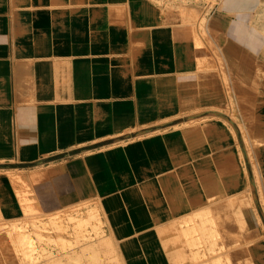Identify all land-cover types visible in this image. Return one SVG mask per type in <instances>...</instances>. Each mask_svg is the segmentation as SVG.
Listing matches in <instances>:
<instances>
[{
	"label": "crops",
	"instance_id": "1",
	"mask_svg": "<svg viewBox=\"0 0 264 264\" xmlns=\"http://www.w3.org/2000/svg\"><path fill=\"white\" fill-rule=\"evenodd\" d=\"M156 10L154 0H0L1 218L23 214L13 171L33 212L92 201L121 264H168L158 230L196 209L189 197L183 208L186 172L220 165L217 128L207 123L204 138L184 118L206 116L219 89L199 74L189 29Z\"/></svg>",
	"mask_w": 264,
	"mask_h": 264
},
{
	"label": "rangeland",
	"instance_id": "2",
	"mask_svg": "<svg viewBox=\"0 0 264 264\" xmlns=\"http://www.w3.org/2000/svg\"><path fill=\"white\" fill-rule=\"evenodd\" d=\"M154 1L159 9L156 13L171 18L177 29L185 26L192 33L194 49L202 51L195 55L198 72L204 78L213 77L219 89L215 103L204 110L206 116L195 120L187 116L184 120L189 119L187 127L202 126L204 138L206 133L210 135L215 132L213 128H217L220 165L216 171L210 162L203 161L194 167L195 176L191 177L187 171L182 180L184 187L186 184H206L208 195H212L210 201L217 203L212 208H201L187 215L183 226L190 224L192 229L199 230L205 224L208 237L214 238L215 224L224 233L221 242L226 251L220 254L218 264H257L258 258L245 251L249 241L259 240V251L264 259V232L259 223L264 227V0ZM212 12H215L214 17L208 19ZM227 19L232 30L229 35L225 31ZM207 123L214 127L210 128ZM23 190L19 189L21 193ZM214 193H221L224 197H217ZM188 194L194 204L196 195L194 192ZM18 203L23 214L13 219L0 217V241L4 240V243L0 242V264L122 263L103 222L102 228L89 230V234L96 233L94 242L86 245H94L91 247L93 252L81 251L83 239L79 233L82 229L74 227L77 223L67 214L77 208L81 209L76 212L80 215L87 209L93 211L97 205L92 201L79 202L57 212L56 215L63 217L61 229L51 227L45 232L47 235L31 231L22 238L18 237V252L14 255V247L3 234H12L13 230L21 229L20 225L30 226L34 221L27 204ZM174 222L179 227L183 220ZM166 230L165 226L160 228L158 235L168 259L173 253L172 248L182 243L183 237L181 229L177 228L175 239L172 232ZM13 234L10 237L15 239ZM66 250L69 252L65 253Z\"/></svg>",
	"mask_w": 264,
	"mask_h": 264
},
{
	"label": "bare ground",
	"instance_id": "3",
	"mask_svg": "<svg viewBox=\"0 0 264 264\" xmlns=\"http://www.w3.org/2000/svg\"><path fill=\"white\" fill-rule=\"evenodd\" d=\"M215 108V107H214ZM193 119V118H191ZM195 120V119H193ZM4 169V168H3ZM7 170V169H6ZM18 170V169H17ZM2 175V174H1ZM4 175V174H3ZM7 176L9 178L10 184L12 185L13 188H17L15 190V195L17 200L22 203V204H27L28 206V211H31L30 213L34 215V221L30 226L27 225H20L21 229H15L12 232L15 233L16 238L14 239L13 237L14 234L12 233H4L3 235L8 236V241L10 242L11 246L14 248L12 249L14 255L18 252V240L19 238L24 237L27 233L29 232H36L37 234H43L47 235L48 229L52 227V229H61L62 226V220L63 217L62 215H56L57 212H62L61 210L52 212V213H42V212H33V207L32 204H30L29 200L26 198V195L24 192L21 193L19 189H22L23 186L27 184V179L24 175H21L19 173H15L13 171L7 172ZM168 183L170 184V188H173L174 181L173 178L170 176L168 179ZM261 181V180H260ZM260 183V182H259ZM186 191H185V197L186 200L183 201V208L189 209L191 206V202L189 201L188 197V191L193 187L194 190L197 192V199L194 205L196 206L195 210L188 211L182 216L180 219L181 224H179V227L176 226L174 220L171 219V221L166 225L165 227L169 230V233L172 232L173 239L176 238L177 235V228L182 230V233L178 231V234L182 235L183 237V242L179 243V245L175 246L172 248L173 253L169 254L170 257H168L169 263L170 264H218V259L220 260V254L225 253L226 248L222 245V238L224 236V233L220 232V229H218L215 224L213 225V230L215 231V236L214 238L212 236L208 237V233L206 230V225L203 224L202 227L197 230L193 227L191 228L192 225H184V222L186 221V216L191 214L192 212H195L197 210H200L201 208H212L214 207V204L217 202L210 198L211 196L208 195L207 193V186L204 183H196L193 185H187L186 184ZM217 194V195H216ZM173 195V192L169 193V197ZM215 196H223L221 193H214ZM224 197V196H223ZM221 198H219L220 200ZM83 209V208H82ZM77 210V211H76ZM75 211H70L67 215L68 218L74 220L77 224H74V227H79L81 232L79 233L80 237L83 239L82 240V250L81 251H87L89 250L90 252H93V247L94 245H90V247L86 246L87 243H92L94 242V237L96 236V233L94 234H89V230L93 227H100L101 223L104 221L102 213L100 211V208L94 207L93 211L90 210H85L84 214L80 215L79 212L81 209L77 208ZM37 214V215H35ZM59 214V213H57ZM41 217V218H40ZM82 220V222H81ZM185 220V221H184ZM260 226L262 231L264 232V227L261 222ZM103 224V223H102ZM187 226V227H186ZM166 230V231H168ZM61 231V230H60ZM58 236H60V233H57ZM49 236V235H48ZM255 236V235H254ZM19 237V238H18ZM52 237V236H51ZM89 238L90 240H88ZM93 238V239H92ZM259 241V240H258ZM258 241L257 240H252L249 241L246 245V253H251L255 255L258 258L257 264H264V259L262 258L263 255L259 251L258 247ZM1 243H4V240L0 241ZM62 243V241H61ZM245 243V242H244ZM245 245V244H244ZM235 249V248H234ZM245 249V248H244ZM237 250H239L237 248ZM65 253L69 252V250L64 251ZM172 252V251H171ZM231 252V250H230ZM240 252V250H239ZM238 252V253H239ZM233 253V252H231ZM175 254V256H174ZM93 255V254H92ZM243 255V254H242ZM241 255V256H242ZM245 255V254H244ZM248 255H246L247 257ZM238 257V256H237ZM244 257V256H243ZM74 258V257H73ZM75 260V258H74ZM251 261V260H250ZM174 262V263H172ZM251 264V263H249Z\"/></svg>",
	"mask_w": 264,
	"mask_h": 264
}]
</instances>
